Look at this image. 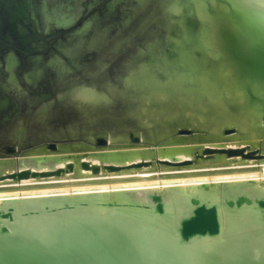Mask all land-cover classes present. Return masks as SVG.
Returning <instances> with one entry per match:
<instances>
[{
    "label": "bare ground",
    "instance_id": "obj_1",
    "mask_svg": "<svg viewBox=\"0 0 264 264\" xmlns=\"http://www.w3.org/2000/svg\"><path fill=\"white\" fill-rule=\"evenodd\" d=\"M213 1H215V0H213ZM213 1H211V3ZM226 1H227V3L223 4V5L221 3L218 4V2H216V1L212 3L213 6H215V8H217V10H216L217 12H216L215 16L214 15L212 16L209 14V12L207 10V9H209L208 7H206L207 2L204 3V2H202V0L201 1H199V0H188L187 2H189L190 4L189 5L187 4L186 6L188 8V11L190 10V12H187V13L191 14V16H192L193 12L191 13V11L193 10L194 13L198 16L199 21H200V26H199L200 31L192 30V28H189L187 26L188 24L187 25L185 24L188 27V28H186L184 26V22H185L184 18L182 19L183 21L181 20L183 22L182 23L183 25L182 24H179V25L183 26L185 28L182 31L183 33L178 34V35H180V39H178L179 37H177L178 40L174 38L175 41L177 40L176 43L174 44L176 46L172 47L173 44L171 45L172 49L178 47L177 51L179 53L178 62L174 63V64H176V65L178 64V65L177 66L173 65L174 66V68H173L174 72L173 71L172 72L174 73V75H173L174 77L171 76L172 73L170 74V72H168L164 68V65H163V67H161L159 60H156V58L154 57V63H156L157 67H154V68L150 67V68H152V69H158L159 68L157 75L159 72H162V70H163L162 68H164L167 71V72L166 71L165 72L168 73V75L170 74V76L173 78V79L169 78V79H171V81H166L167 79L165 80L166 81L165 84H169V82H170L169 86L166 85L165 89L162 88L161 84H163V83L160 84V82L159 83H157L158 81L156 82V80H158V78L154 77L151 73L150 74L148 73V71L150 70L149 68H148L149 70H147V73L149 74V76L154 77V78L150 77L155 82V84L152 83V85L154 84V86L157 87V90L159 89V90H161V92H163L162 91L163 89L166 92L167 91L166 88L169 89L168 91H170L171 87H173V88L177 87L179 89L178 90L179 93L178 92L177 93L179 94V97H180V99H178V100H181L179 102L180 103H182V102L190 103L191 104L190 108L191 107L193 108V109L191 108L193 110L192 114H195V113L197 114L198 112H201L200 114L198 113L201 118L197 114V115H194L195 119H196V117L199 118L198 121L199 120L203 121L205 123V125H207V123L205 122L207 119V121L210 124L209 126L208 125L207 126L208 127L211 126L213 129V131H210L211 134H212V132L217 134V136H215V134H214V137L217 138L218 135L221 136L220 134H221V130L223 128L226 129L229 126H232L234 129L232 127H230L229 129L227 128V129L228 130L232 129L233 131L234 130L236 131V132L234 131V135H232L231 137H233L234 139L237 138V140L239 139V141L245 142V143L240 142V144H243V143L246 144L247 148H250L251 145H255L257 147V144H258L257 141L261 140L260 142H263V146H264V0H226ZM9 2H10V0H9ZM182 2H183V0H182ZM173 3H172V5H173ZM180 3H181V1H179V4ZM177 4H178V2H177ZM172 5H171V7H172ZM183 5H185V3ZM183 5L181 7L183 9H184V7L186 8V6H183ZM31 6H32V4H31ZM173 6H174L173 8H175V5H173ZM207 6H209V5L207 4ZM168 7H170V6H168ZM189 7H192V8L189 9ZM173 8L170 9L171 12H172ZM180 9L179 10L176 9V11H180ZM170 10H169V12H170ZM183 11H185V10H183ZM183 11L181 10L182 13L179 12V14L180 13H181V15L184 14ZM169 12H167V13H169ZM167 15L171 16L170 14H167ZM188 16H190V15H188ZM188 16L186 15V17H188ZM15 17H17V16L15 15ZM186 17H185V20H186ZM193 18H192V20H193ZM188 19H190V18H188ZM1 20H2V18H1ZM8 21L11 22L10 20H8ZM13 21H15V20H13ZM186 22H188V21H186ZM175 24L178 25V22L174 23V25ZM174 28H176V26ZM14 32H15V30H14ZM176 32H177V29H176ZM169 37L170 36H168L167 39ZM169 39H170L169 43H171V38H169ZM160 43L158 42V44H160ZM156 46L158 47L159 45H156ZM152 48H154V47H152ZM159 48H161V47H159ZM166 48H168V47H166ZM154 50H155V48H154ZM173 51L170 50V52H173ZM29 52H31V51H29ZM159 52H160V49H159ZM162 52L163 51H161V53ZM164 52H166V50ZM170 52H169V54H170ZM196 53H198V55ZM149 55H146L147 58ZM159 55H161V54H159ZM159 55H157V57ZM142 56H143V54H142ZM161 57L162 56H160V58ZM165 59H166V57H165ZM169 59L173 60V59H171V57H169ZM142 60H144V59H142ZM146 60L148 61V59H146ZM167 60H168V58L164 61H167ZM152 61L149 62L150 65H151V63L153 64ZM156 61H158V62H156ZM169 61H167L168 62L167 64L171 63L170 65H172L173 63L169 62ZM175 61H177L176 58H175ZM138 62H139V60H138ZM208 62L212 63V65L210 64V67H207ZM139 63H138V65H139ZM144 63H145V60L143 61V65H144ZM157 63L160 64L159 67H158ZM64 64H65V62H64ZM146 64L147 63H145V68L147 69L149 64L148 65H146ZM175 66L177 67V69H175ZM137 67H140V65ZM165 67H168V66H165ZM139 69H138V71L135 72L136 75H138L137 72H140ZM152 69L150 70V72L152 71ZM160 69H161V71H160ZM168 70L170 71L171 69H168ZM141 71L142 72H140V73L142 76L141 77L138 76V78L144 77L143 76L144 72L142 69H141ZM132 72H134V70ZM163 72H162V74H163ZM166 73H165V75H163L164 77L166 76ZM148 74H146V75H148ZM132 75H134V74L132 73ZM146 75H145V77H146ZM130 76H131V74H130ZM159 76H162V75H159ZM132 78H133V76H131V80H132ZM155 78H156V80H155ZM27 79H29V78L27 77ZM146 79H147V77H146ZM126 80L129 81V82H127V83H130V84H128L129 86L132 85L131 83L133 81H135L133 79L132 82H130V80H128V78ZM136 80H137V78H136ZM165 81H162V82H165ZM146 82H144V83H146ZM151 82H149V83H151ZM149 83H148V85H149ZM14 84L16 85V83H14ZM136 85H137V83H136ZM138 85H139V82H138ZM112 86H110V87L112 88ZM125 86H126V84H125ZM141 86H143V85L141 84ZM149 86L151 87V85H149ZM84 87H83V90L85 92L88 87L85 89H84ZM136 87L138 89H140V91H141L142 87L141 88H139L140 86L139 87L136 86ZM144 87L145 86H143V89H144ZM146 87H148V86H146ZM89 89H91V88H89ZM126 89H127V87H126ZM138 89H136V90H138ZM143 89L141 92L139 91L138 93L144 92ZM150 89L151 88H149V90ZM94 90H93V92H94ZM145 90H147V88H145ZM171 90L174 91V89H171ZM87 91H89V90H87ZM116 91H117V89H116ZM168 91H167V93H165V92L164 93L169 94ZM117 93H118V91H117ZM131 93H132V91H131ZM157 93H159V92H157ZM89 94L88 95L85 94L84 95L85 97H82L79 95L80 97H78V98L82 97L81 98L82 100H83V98L86 99V103L88 104V102L91 101L92 99L95 100V97L97 96V94H96V96H93V94L91 93L92 95L90 97L93 96V98L88 99L86 97H89ZM154 94L155 93L153 92V95ZM165 94H163V95H165ZM173 94H175L174 97L176 95L178 96V94H176V92L172 93V95ZM110 95H111V99H112V95H114V94L111 92ZM149 95H151V97L153 96L152 93ZM170 95H168V96H170ZM98 96L100 97L101 95L98 94ZM122 96H124V94ZM130 96H131V94H130ZM134 96H135V94L133 95V97ZM142 96H144V95H142ZM165 96L168 97L167 95H165ZM101 97H103V95ZM107 97H108V95L104 99H107ZM151 97H150V99H151ZM154 97H152V99H151L152 101H154L156 99V98L153 99ZM156 97L158 98L159 95ZM142 98L144 99V97H142ZM145 98H147V97H145ZM161 98H163V97H161ZM172 98L173 97L171 96L170 99L172 100ZM175 98H173V99H175ZM167 99H169V97ZM87 100H89V101L87 102ZM98 100H100V99H98ZM107 100H108V102H110V99H107ZM137 100L141 101L142 99L140 100V98H137ZM144 100L148 101V99H144ZM151 100H149V101L151 102ZM158 100H160V99L158 98ZM178 100H176V101H178ZM2 101L4 102L5 100H2ZM163 101H164V98H163ZM163 101L160 100L161 103ZM172 101H174V100H172ZM176 101H174V103ZM102 102L104 104L105 101H102ZM102 102H100V103L98 102V103L101 104ZM108 102L105 103V105L109 104ZM156 102H155V104H156ZM160 102H157V104ZM111 103H112V101H111ZM146 103L148 105L149 102H145V104ZM167 103L165 102L162 104L163 105L166 104L165 106H169V105H167ZM7 104H9V103H7ZM153 104L151 106H154ZM169 104H171V103H169ZM184 104H186V103H184ZM93 105L95 106L96 104H93ZM158 105L161 108L160 110H163L162 109L163 105L162 106L160 104H158ZM172 105L169 107H172ZM94 106H93V108H94ZM99 106H102V105H99ZM149 106H147V107H149ZM174 106H176V105H174ZM145 107H146V105H145ZM169 107H167V108H169ZM6 108H8V107H6ZM83 108H84V106H83ZM89 108H91V107H89ZM93 108H91V109L93 110ZM152 108H155V107H152ZM164 108L166 109V107H164ZM174 108H173V110H174ZM183 108H185V105ZM195 109H196V111H195ZM46 110H48V109H46ZM81 110H82V108H81ZM154 110L152 109V111L156 112V114H157V111H154ZM160 110H159V112H160ZM167 110H169V109H167ZM173 110H171V111H173ZM189 110H188V112H189ZM197 110H198V112H197ZM138 111H140V110H138ZM138 111H137V113H138ZM185 111H183V112H185ZM194 111H195V113H194ZM207 111H210L213 115L209 116V114H208V117L206 116V118H205ZM183 112L180 111V113H183ZM144 113H145V115H147L146 111ZM163 113H164V110H163L162 114ZM189 114H190V112H189ZM90 115L91 114L89 113V116ZM178 115H180V114H178ZM155 116L156 115L154 114V117ZM169 116L174 121L175 119L171 116L175 117L177 115L172 114ZM169 116H167V117L169 118ZM180 116H182V114ZM189 116L192 119L194 118V117H191V115H188L189 120H190ZM138 117L139 116H137V118ZM142 117L143 116L140 117L141 119L138 118V119H140L139 121H142ZM94 118H93V120H94ZM145 118H146V116L144 117V119ZM148 118H149V116H148ZM168 118H166V119H168ZM175 118H177V117H175ZM202 118H203V120H201ZM157 119L155 122L158 121ZM167 121H170V120H167ZM176 121L180 122L179 119L175 120L174 122L177 123ZM161 122H162V120L160 121V123L157 122V123H159L158 126H160ZM163 122H166V121H163ZM174 122H172V121H171V123L168 122V123H170V124H168V126L171 125L172 123L174 125ZM182 122H183V119H182ZM203 122H202V124H203ZM141 123H143V122H141ZM157 123H154L155 125L153 124L154 127L155 126L157 127V125H156ZM192 123L193 122H191V125H192ZM182 124L181 125L179 124V125L182 126ZM186 124H189V123H186ZM202 124L198 123L197 125L202 126ZM144 125L146 127V125H149V124H144ZM150 125H149V127H150ZM164 125H166V123L163 124L162 126L165 127ZM194 125L195 124H193V126ZM197 125H196V128H197ZM177 126H178V124L176 125V127ZM183 126H185V125H183ZM193 126H192V128H193ZM149 127H147V129ZM152 127L150 129H152ZM163 127H162V129H163ZM176 127L174 129H176ZM158 128L159 127H157V129ZM190 128H191V126H190ZM157 129H155V130H157ZM164 129H166V128H164ZM197 129H200V128H197ZM204 129L205 128H203L202 131ZM209 129H211V128H209ZM167 130L170 131L169 127ZM179 130H180V128H179ZM232 130H231V132H232ZM151 131L152 130H150V132ZM159 131H162L161 128ZM164 131H166V130H164ZM168 131L165 133L164 132H162V133H164V135H166V133H167L170 136V133L172 134V132L169 133ZM171 131H174V130H171ZM177 131H178V128H177ZM205 131H206V129H205ZM205 131H204V133H205ZM222 131L224 133V135H223L224 137L223 136H221V137L227 138V137H225V130H222ZM210 132H209V134H210ZM132 134H131V136H132ZM136 135L138 136L139 134H136ZM160 135H161V133H160ZM162 135H161V137H162ZM226 135H227V132H226ZM100 136H102V135H100ZM133 136H135V135H133ZM137 136L135 137V142H137V140H136ZM150 136H152L151 138H155L153 135H150ZM169 136L167 135V137H169ZM172 136H175V135L172 134ZM204 136L200 135V137H204ZM139 137H140V135H139ZM171 137H169V138H171ZM177 137H178V139H177ZM184 137H186V136H184ZM103 138H106V137H103ZM192 138H195V137L192 136ZM204 138H203V140H204ZM210 138H208V139H210ZM219 138L220 137H218V139ZM132 139H133L132 142L134 143V138H132ZM166 139L167 138H165V140ZM197 139H199V137ZM218 139H216V141H218ZM129 140H131V139H129ZM171 140H173V139H171ZM176 140H177V142L180 141L179 136H176L174 141H176ZM182 140H183V137L181 139V143H183V145H181L179 142L180 145L177 144V145H179V147L170 148L169 152H168V150H167V153L164 152L166 155H164V154L163 155L166 156L167 159L165 157H163L162 154H161V156H158V160L155 157L157 161L164 160V158H165L166 159V161H165L166 166L169 165V162L170 163L173 162V163L177 164L179 167V169L176 170L177 173H175L174 175H172L173 173L170 174L171 176L168 177L170 183L168 182V184L166 186H165L166 183H164V185L162 184V182L168 181L166 179L164 181L162 180L161 183L157 182V184H149L150 182L152 183L154 181H157V179H159L160 175L158 174V177H156L155 175H154L155 177L149 176V174H148V176H142L144 173L141 175L140 171L143 172V170H141L142 168L139 169V166H138V169L140 170L139 171L140 174H136V176L134 175V177L133 176L127 177L126 179H125V177L122 179L121 178H111V180L108 179L109 181H107V180L103 181L102 180V181L96 182L97 179L95 178L96 179L95 181L86 180L89 182L85 183L83 185H81V183H80L79 186L73 183L74 185H76L75 187L73 186L75 189H71L70 185H69V190H63V191H58V189H55L52 187L54 189L53 190L52 188L49 187L50 190L52 189L51 191H48V189H47L46 192L45 191L43 192L41 189L39 190V188H37L39 191L34 188L38 192L42 191L41 193L45 194V195L46 194L47 195L48 194L49 195L55 194L56 192L57 193L58 192L59 193L75 192V191H79L82 188H86L87 190H94V189H107V190L111 189V190H113V191L104 192L101 194L83 195L82 197L81 196H73V195H69V196L59 195V196H50V197L49 196H43V197L37 196L36 197V194L38 192L35 193L34 189H33V192L35 194L32 193V189H31V194L29 192H24V193L18 192V193H16L14 191L15 194H12V195L7 191L5 193V191L0 190V198H1L0 199V264H264V166L259 169L260 172L259 171H252L250 169L244 170L243 168H241L243 170H239V168H237L238 171L234 169L231 172H229V171L224 172V169L223 170L219 169V170H215L214 172H211L212 168L210 169L211 171H209L205 167L206 164H199L198 163V160L199 161L201 160V163L203 160H208L209 161L208 165H211L210 160L212 161V159L218 158V159H221V161H225V162H223V163H225V165H227L226 164L227 162H229V164H230V162H232L234 164L236 161H238V163H242L240 165H247V164H253L254 161L260 162L262 159L264 160V157L262 158L260 154L259 155L262 159L259 158L258 155L253 156L252 153H256V152L252 149L251 150L247 149L246 152H243V151L241 152L238 149L242 148L241 147L242 145L240 146V144H238L237 140H236V142H237L236 144H234L233 143L234 141L232 142L231 140L229 142L230 145L232 142L234 147L227 148L229 146V145H227L228 143L226 144L227 146L223 143L225 146L222 147L223 145L221 143L224 142V140H226V139H223V140L221 139L222 142L219 140L221 142V143L219 142V144H221V145H219L220 148L216 147L217 149L215 150L214 147H212V148L209 147L210 150H207L208 148L204 149L202 151L200 150V152H198L197 154L195 153L196 155H194L193 150H197L199 148V146L201 145V143L200 144L198 143L199 145L197 148V146H196L197 144L193 145V143L194 144L196 143L194 139H193L194 141H192L193 143L192 142H191L192 144L190 143L191 145H189V144L184 145V142L187 141V137L183 142H182ZM248 140H250L251 142H248ZM112 141H114V140H111V142ZM156 141L158 142L159 140L157 139ZM160 141L163 142V138ZM160 141L158 142V144L161 143ZM189 141H191V140H189ZM212 141H213V139H212ZM212 141H211V143H212ZM216 141L214 140L213 143L218 146V144H216L218 142H216ZM111 142H109V145H111ZM126 142H127V140H126ZM153 142H152V144H153ZM197 142H200V141H197ZM133 143H132V145H133ZM168 143H170V141ZM172 143H174V142L172 141ZM204 143H207V142H204ZM248 143H252V144L251 145L249 144L250 145L249 146V145H247ZM114 144H116V143L114 142ZM144 144L142 143V145H144ZM237 144L240 147L236 150V147L238 146ZM259 144H258V146H259ZM125 145H127V144H125ZM171 145H174V144H171ZM177 145L175 144V146H177ZM76 146H75V148H76ZM84 146H86V145H84ZM102 146H103V144H102ZM151 146H153V145H151ZM164 146H165V144H164ZM194 146H196V147H194ZM206 146H207V144H206ZM208 146H210V144ZM160 147H161V145H160ZM162 147L158 148V150L159 149L162 150ZM165 147H167V146H165ZM169 147H170V144H169ZM201 147L203 148L202 145H201ZM52 148H53V150L56 149L53 146H52ZM120 148L121 147H119V149ZM156 148H157V146H155V150H156ZM194 148H196V149H194ZM226 148H227V152L225 150ZM42 149H40L41 151H38L39 149L37 150L38 154H39V152L42 153ZM67 149H68V146L66 147V151H67ZM100 149L102 150V147ZM109 149L111 150V148H109ZM109 149H107L108 150L107 153H109ZM136 149H135V151L134 150L133 151L131 150V151L135 153ZM152 149L154 150V148H152ZM212 149H214V150H212ZM259 149H260V147H259ZM44 150H46V149H44ZM95 150H96V148H95ZM62 151H63V149H62ZM64 151H65V148H64ZM115 151L117 152V148ZM115 151H114V153L110 152L111 155H114V159L113 158L110 159L111 156L107 157V156H109L110 153L105 157H107L109 160H111L110 165H109L112 167L109 169L111 171V173H113V174L116 173L118 175L120 172L123 173L124 165L122 166V165H119L117 163L111 164L114 162V160L117 159V158L115 159V155L120 154L119 151L117 153ZM122 151L126 152L125 155L123 154L124 157L128 156L127 153H129V150H127V147H126V150L122 149ZM131 151H130V153H131ZM144 151H146V149H144V147H143L142 152H141V148L139 149V152H141V153H143ZM160 151H158V153H160ZM260 151H261L260 153H262L261 149H260ZM34 152L33 153L31 152L29 154L34 156L33 155ZM47 152H45V153L47 154ZM57 152L59 153V150ZM139 152H137V153H139ZM35 153H37V152H35ZM173 153H174V156L177 153V159H175V160L172 159L174 157L172 155ZM53 154H55V153L53 152ZM97 154H99V153H97ZM148 154H149V152L145 155H148ZM31 155H29V156H31ZM35 155L38 156L37 154H35ZM121 155H122V153H121ZM136 155H138V154H136ZM145 155L143 157H145ZM57 156L60 157V155H57ZM65 156H67V155H65ZM150 156H151V153H150ZM150 156L148 155L145 158H149ZM153 156H151V157H153ZM38 157L40 158V156H38ZM105 157H104V159H105ZM141 157H139L138 160H140ZM159 157L160 158L163 157V158L160 159ZM195 157H198L197 158L198 160L195 161ZM27 158H25V159H27ZM39 158H38V161L41 162L42 159L40 160ZM119 158L122 161L121 156ZM31 159H32V157L30 158V160ZM47 159L51 160L50 157ZM79 159H82V158H78L76 160H79ZM83 159H84V157H83ZM99 159L102 160V157L101 158L99 157ZM120 159H118V161H117L118 163H119ZM133 159H132L133 162L135 159L137 161L136 157L134 160ZM153 159H152V161H153ZM215 159L212 161V163L215 161ZM49 160L47 163H49ZM57 160H55V161H57ZM124 160H125V158H124ZM126 160L131 161L130 155H129V159L127 157ZM149 160L151 162V158H149ZM53 161H50V162H53ZM62 161H63V159H62ZM67 161H68V159H67ZM72 161L74 162V165H75V160H72ZM97 161H95V163H98ZM104 161H106V160H104ZM129 161H127V162L129 163ZM136 161H135V163H136ZM233 161H235V162H233ZM2 162H4V161H2ZM25 162H26V164H24V165H27V161H25ZM69 162L72 163L71 160H69ZM77 162L80 163V161H77ZM133 162L130 165L133 166V164H135ZM144 162H145V160L142 161V164ZM146 162H147V164H145V165H148V167H151L152 164L149 166L148 161H146ZM159 162H160V164H164V162H162V163H161V161H159ZM219 162L220 161L218 160V163ZM41 163H43V162H41ZM47 163L45 162L46 165H47ZM61 163H63V162H61ZM64 163H66V162H64ZM64 163L62 165H67V163L66 164H64ZM70 163H69V165H71ZM95 163H93V165ZM107 163H108V160H107ZM125 163L123 162V164H125ZM138 163L139 162H137V164ZM215 163H217V162H215ZM238 163H237V165H239ZM38 164L40 165V167H42L41 165H43L44 163L43 164L38 163ZM55 164H53V165H55ZM84 164L86 165L87 163L84 162ZM89 164L92 165L91 162ZM89 164H87V166H88L87 168L91 169L89 167L90 166ZM105 164H106V162H105ZM108 164H106V165H108ZM255 164L258 165L259 163L255 162ZM262 164H260V165H262ZM56 165L59 168L60 165L59 164H56ZM126 165H127V163H126ZM0 166H2V164H0ZM127 166H128V169L126 168V170L135 169L134 166H133V168H132V166H129V165H127ZM231 166L233 167V165H231ZM24 167H26V166H24ZM50 167L52 168L53 166H50ZM50 167L48 168V170L51 169ZM68 167L69 166H67V168ZM76 167H77V165H75V168L73 167L75 171L78 169V167L77 168ZM99 167H100V165L98 166V168ZM155 167H159V165L155 166ZM155 167H154V169L157 172L158 169ZM164 167L162 169L166 168V167L165 168ZM175 167H174V169H175ZM217 167H219V166H217ZM220 167H222V166H220ZM20 168H21V166H20ZM29 168H32V167H29ZM105 168L106 167H104V169ZM147 168H146V170L149 169V168L148 169ZM167 168L169 171V169L171 167L170 168L167 167ZM56 169H57V167H56ZM79 169H81V167H79ZM85 169H86V166H85ZM94 169H95V166H94ZM101 169H103V168H101ZM106 169H105V171H106ZM150 169H149V171H151ZM32 170H34V169H32ZM52 170H54V169H52ZM146 170L144 169V172ZM159 170L161 171V169H159ZM228 170H230V169H228ZM79 171L83 172L84 170L83 171L79 170ZM86 171H88V170L86 169ZM97 171H98V169H97ZM97 171L95 173H97ZM108 171H107V173L110 172V171L109 172ZM149 171H148V173H149ZM165 171H167V169L164 170L163 172L165 173ZM33 172L30 171V169H29V170H22L18 173H16V171L15 172L14 171L7 172L6 174L3 173V174H0V181H3L5 179L13 180V178L14 179L15 178H17V179L21 178V180H22V178L30 177V175ZM41 172H43V171H40V173ZM50 172H51V170H50ZM50 172L47 171V174ZM57 172H56V174H57ZM63 172H65L64 168H63ZM128 172L129 171H127V173ZM67 173H68V171L66 170V176H67ZM122 173L119 175H123ZM127 173L125 172L124 174H127ZM129 173L133 174L134 172L132 173V171H131ZM38 174H39V171H38ZM56 174H55V176H56ZM63 174H62V176H63ZM68 174H70V173H68ZM71 174H72V172H71ZM51 175H54V174H51ZM51 175H50V177H51ZM83 175L81 174V176H83ZM86 175L88 176V172ZM93 175H91V176H93ZM109 175H110V173H109ZM235 175H237V176H235ZM39 176L41 177V174ZM60 176H59V178H60ZM42 177H43V175H42ZM45 177L43 180H45ZM70 177L74 178L73 176H70ZM70 177H68V178H70ZM78 177H80V176H78ZM83 177H81V179H83ZM115 177H117V176H115ZM102 178L103 177H101V179ZM17 179H15V180L17 181ZM48 179H50V178H48ZM53 179H55V177ZM24 180H26V179H23L22 182H24ZM28 180H26V181H28ZM72 180H74V179H72ZM19 181H20V179H19ZM62 181H64V180H60L58 183L61 182V184H62ZM67 181H68V179H67ZM138 181L139 182L141 181V185L137 184ZM142 181L144 183H147V182H149V183L142 184ZM7 182H8V180H7ZM22 182L20 181V183H22ZM53 182H54V180H53ZM2 183H4V182H2ZM36 183H38V182H36ZM54 183L56 184L57 182H54ZM68 183H70V182H68ZM14 184H12V185H14ZM50 184H52V183H50ZM134 184H137V185H134ZM65 186H67V185H65ZM3 187H5V186L2 185V188ZM56 188H58V187L56 186ZM65 188L67 189V187L63 186V189H65ZM27 190H24V191H27ZM33 194L35 195L33 197L27 196V195H33ZM5 197H8V198L13 197V198H11V199L7 198V199L2 200ZM104 204H106V205H104Z\"/></svg>",
    "mask_w": 264,
    "mask_h": 264
},
{
    "label": "rangeland",
    "instance_id": "obj_2",
    "mask_svg": "<svg viewBox=\"0 0 264 264\" xmlns=\"http://www.w3.org/2000/svg\"><path fill=\"white\" fill-rule=\"evenodd\" d=\"M179 1H181L180 4H179ZM179 1L178 0H29V1L28 0H10V2H9V0H0V40H1L0 41V99H1L0 100V107H1L0 108V161H1L0 164H2V166H0V169H1L0 174H3V173L6 174L7 172H11V171H14V172L16 171V173H18L22 170H29V169H30V171L35 172V173L34 172L32 173L34 176L31 174L30 177L22 178V180H21V178H18V179L15 178V179H17V181H16L13 178V180L5 179L6 181L5 180L0 181V187H1L0 190L1 191H5V193L7 191L11 195L15 194V192L16 193H18V192L19 193L29 192L31 194V189H32V193H34L33 192L34 188L36 190H38L37 188H39V190L41 189L43 192L44 191L46 192L47 189H48V191H51L53 188L58 189V191H63V190H69V185H70L71 189H75L74 187L76 185L79 186L80 183H81V185L88 183L89 181H86V180L95 181L97 179L96 182H99L102 180L103 181H106V180L109 181V180H111V178H121L122 179L125 177V179H126L127 177H132V176L134 177V175L136 176V174H140V173H141V175L143 173L145 174V175L143 174L142 176H148V174H149V176L155 175L156 177H158V174H159L160 175L159 179H157V181H154L155 183L154 182H152V183L147 182V183L157 184V182L161 183L162 180L164 181L166 179L168 181L162 182L163 185H164V183H166L165 184V186H166L168 184V182L170 183V181L168 179V177L171 176L170 174L173 173L172 175H174L175 173H177L176 170L179 169V167L177 164L173 163L172 161H171L172 163L169 162V165L166 166L165 161L167 158L164 155H166L165 153H167V150L169 152L170 148L179 147L180 144L183 145V143H181L182 137H183L182 142L187 137L188 142L185 141L184 145H188V144L191 145L193 143L192 141L195 140L196 143L195 144L193 143V145L197 144L196 146L198 148V145L201 143L203 148L200 145L198 148L199 150L198 149L193 150L194 155H196L198 152H200V150L202 151V150L207 149V148H208L207 150H210V148L214 147V149L216 150L217 148H220L219 145H221V144L223 145L222 147H224L228 143L227 145H229V146L227 148H230V147H234L232 144L233 141H234L233 142L234 144H236L237 142H238V144H240V142H244V141H239V139L237 140V138L234 139L233 137H231L232 135H234L235 130L233 131L232 129H230V130H228V129L232 126L227 127L228 129L227 128L222 129V130H225V137H227V138H223L224 133L222 130H221L220 135L223 137L218 135V137H220L222 140L226 139V140H224V142H222L220 138L218 139V137L217 138L214 137L215 133L212 132V134H211L210 131H213V129L211 126L208 127L210 124L207 121V119L205 122L207 123L208 126L205 125V123L203 121L199 120L200 121L199 122L198 121L199 118L196 117L197 120L195 119L194 115H197L198 113L200 114L201 112H198V110H197L198 113L196 114L195 113L196 109H195V111H194L195 114H192L193 108L192 107H191L192 109L190 108V106H191L190 103L182 102L183 103L182 104L179 102L181 100H178V99H180V97L178 94L179 89L177 87H174V88L171 87V89H174V91L171 89H170V91H168L169 89L166 88V90L168 91L169 94H165V93H167V91L165 92V90H164L165 86L166 85L169 86L170 82H169V84H165V83H166V81H171V79H173L172 78V77H174L173 76L174 75V73H173L174 72L173 71L174 66L173 65H176L174 63L175 62L177 63L178 58H179V53L177 51L178 47L174 48L175 49L174 50L171 48V45L173 44L172 47L176 46L174 44L176 43V41L178 39H180V35H178V34L183 33L182 31L185 27L186 28H188V27L192 28V30L200 31V29H199L200 21H199L198 16L194 13L193 10L191 11V13L193 12L192 16L194 18L191 16V14L187 13V12H190V10L188 11V8L186 6L187 4L188 5L190 4L189 2H187L188 0H185V1L183 0V2H182V0H179ZM199 1H201V0H199ZM204 1L202 0V2H204ZM211 1H213V0H206L204 3L207 2L206 7L209 8L207 10H208L209 14L212 16L213 15L215 16V14L217 12L216 11L217 8H215V6H213V4H212L213 2L216 1V2H218V4L221 3L222 5L227 3L226 0L225 1L224 0H222V1L221 0H215L212 3H211ZM177 2H178V4H177ZM172 3H173V5H175V8H173L174 6L172 5ZM184 3H185V5H183ZM31 4H32V6H31ZM170 4L172 5V7ZM181 4L183 6H186V8L184 7V9H183L181 7L182 6ZM207 4L209 6H207ZM168 6L173 8L172 12L170 10L171 8ZM190 8H192V7H189V9ZM212 8L213 9L215 8V9L213 10ZM176 9L177 10L180 9V11H176ZM169 10H170V12H169ZM181 10L182 11L185 10V11H183L184 12V14H182L183 16L181 15V13H182ZM167 12H169V13H167ZM179 12H181V13L179 14ZM167 14H170L172 17L167 15ZM15 15L17 17H15ZM186 15L187 16L190 15V16L186 17ZM185 17H186V20H185ZM1 18H2V20H1ZM183 18L185 21L184 22L185 27L179 25V24L183 23L182 22ZM188 18H190V19H188ZM192 18H193V20H192ZM7 19L10 20L11 22H9ZM13 20H15V21H13ZM186 21H188V22H186ZM177 22H178V25L177 24L174 25V23H177ZM185 24L186 25L188 24L187 25L188 27ZM175 26H176V28H174ZM176 29H177V32H176ZM14 30H15V32H14ZM168 36H170L169 38H171V43H169L170 39L169 38L167 39ZM177 37H179V38L177 39ZM174 38L177 40L175 41ZM158 42L159 43L161 42L162 44L161 43L158 44ZM156 45H159V46L157 47ZM152 47H154L156 51ZM159 47H161V48H159ZM166 47H168V48H166ZM159 49H160V52H159ZM165 50H166V52H164ZM170 50H172V51L174 50L175 52L174 51H173L174 53L170 52ZM29 51H31V52H29ZM161 51H163V52L161 53ZM169 52H170V54H169ZM141 53L143 54V56ZM159 54H161V55H159ZM196 54L198 55V53H196ZM146 55H149L148 58ZM157 55H159V56L157 57ZM160 56H162V57L160 58ZM164 56L166 57V59L168 58L167 61H169L170 60L169 57H171V59H173V60H170L169 62H172L173 64L172 65H170L171 63L167 64L168 62L164 61V60H166ZM154 57L156 58V60H159L161 67H163V65H164V68L168 72H170V74L172 73L171 74L172 77L170 76V74L168 75V73H166L167 71L164 68H162L163 69L162 72L166 71L165 72L166 76L165 77L163 76V75H165L164 72H163V74H162V72H159L160 74L158 73V75H157L159 68L158 69H152L154 67H157L156 63H154ZM175 58L177 61H175ZM142 59L145 60V63H147L146 65L149 64L147 69L145 68V63L143 65L144 60H142ZM146 59H148V61ZM138 60L140 63L138 62ZM151 61L153 62V64L151 63L152 66L149 63ZM64 62H65V64H64ZM156 62H158V61H156ZM138 63L140 65V67H137V66H139ZM160 64L157 63L158 67ZM210 64L212 65V63L208 62V64H207L208 66L207 65L206 66L210 67ZM165 66H168V67H165ZM176 66H175V69H177ZM150 67H152V68H150ZM137 68L138 69L140 68L139 69L140 72H142L141 69L143 70V72H144L143 78H138V76H140V77L142 76L140 72H137L138 75H136L135 72L138 71ZM148 68L150 70L152 69L153 72L152 71L150 72V70ZM168 69H171V70L169 71ZM133 70H134V72H132ZM147 70H149L148 71L149 74L151 73L154 77L158 78V80H156V78H155L156 82L158 81L157 83H159V82H160V84L163 83V84H161L162 88H164L162 90L163 92H161V90H159V89L157 90V87L154 86L155 82H154V80L151 79L154 77L149 76V74L147 73ZM160 71H161V69H160ZM131 72L134 75H132ZM130 74H131V76H133L132 80L133 79L135 80V81H133L134 83L131 80ZM146 74H148V75H146ZM145 75H146L147 79H146ZM159 75H162L163 77L159 76ZM27 77L29 79H27ZM148 77L149 78L151 77V78L149 79ZM127 78H128V80H130V82H132L131 84L133 86L128 85L130 83H127V82H129L126 80ZM136 78L138 81L136 80ZM169 78H171V79H169ZM145 80L146 81L148 80V81L146 82ZM162 81H165V82H162ZM138 82H139V85H138ZM142 82L143 83L146 82V83H144L145 85ZM149 82H151V83H149ZM14 83H16V85ZM136 83H137V85H136ZM148 83H149V85H151V87L148 85ZM152 83H154V84L152 85ZM125 84H126V86H125ZM141 84L143 86H145L144 89H143V86H141ZM110 86H112V88ZM136 86H138V87L140 86L139 88L142 87L144 92L138 93L140 91V89H138ZM146 86H148V87H146ZM83 87H84V89L88 87L87 90H89V91L86 90L84 92ZM126 87H127V89H126ZM89 88H91V89H89ZM145 88H147V90H145ZM149 88H151L150 89L151 91L149 90ZM116 89H117L118 93H117ZM136 89H138V90H136ZM142 89H141V91H142ZM93 90H94V92H93ZM131 91L133 94L131 93ZM152 91L155 93L154 95H153ZM156 91L159 93H157ZM111 92L114 94V95H112V99H111V95H110ZM150 92L153 95L152 97L155 96L153 99L156 98L157 100L156 99L154 101L151 100L152 97H151V95H149V94H151ZM175 92H176V94H178V96L176 95L177 97L175 96L176 98L174 97L175 94L172 95V93H175ZM91 93L93 94V96H96V94L98 96V94H100L101 96L103 95V97L100 96L101 97L100 98L99 96L98 97L96 96L95 100L92 99L94 102L92 100L91 101L87 100V102L89 101L87 104L86 99L83 98V100H82L81 98L85 97L84 96L85 94H87V95L89 94V97H86V98L91 99V98H93V96L90 97L92 95ZM123 94H124V96H122ZM130 94H131V96H130ZM134 94H135V96L133 97ZM141 94L144 96H142ZM163 94H165L167 96L171 94L170 96H168L169 99L172 96L173 98H175V99L172 98V100H174V101L178 100V101H176L174 103V101H172L171 99L170 100L167 99L168 97H166ZM79 95L82 97L78 98V97H80ZM107 95H108L107 99H110V102H108L107 99H104ZM158 95H159L158 98L161 101H163V98H164V101L166 100L165 102L166 103L168 102L167 105L171 106L174 103L172 105V107L165 106L166 104L163 105L162 103H165V102L163 101L161 103L160 100H158V98L156 97ZM141 96L144 97V99H148V101L147 100L145 101ZM145 97H147V98H145ZM150 97H151V99H150ZM161 97H163V98H161ZM137 98H140V100L141 99L142 100L139 101V100H137ZM98 99H100V100H98ZM2 100H5L6 102L5 101L3 102ZM149 100H151V102ZM102 101H105L104 104ZM111 101H112V103H111ZM156 101L160 102L158 104H160L161 106L163 105V108H162L164 110L163 114H162L163 110H160L161 108L157 104ZM98 102L99 103L102 102V103L99 104ZM107 102L109 104L105 105V103H107ZM145 102H149L148 105H147V103L145 104ZM155 102H156V104H155ZM7 103H9V104H7ZM169 103H171V104H169ZM184 103H186L187 105ZM93 104H96L95 105L96 107ZM144 104L146 105V107ZM152 104L154 106H151ZM99 105H102V106H99ZM174 105H176V106H174ZM184 105H185V108H183ZM83 106H84V108H83ZM93 106H94V108H93ZM147 106H149V107H147ZM6 107H8V108H6ZM89 107L93 108V110ZM152 107H155V108L157 107V108L155 109ZM164 107H166V109ZM167 107H169V108H167ZM81 108H82V110H81ZM173 108H174V110H173ZM46 109H48V110H46ZM152 109L153 110L155 109L154 111H157V114H156V112H153ZM167 109H169V110H167ZM138 110H140V111H138ZM159 110H160V112L161 111L162 112L160 113ZM171 110H173L174 112ZM179 110L181 112H183L185 110L186 111L183 112L184 113L183 114V113H180ZM188 110H189L190 114H189ZM137 111H138V113H137ZM145 111H146V114L149 116V118L147 115H145V113H144ZM209 112L210 111H207L205 118H206V116L208 117V114H209V116L213 115L211 112H210L211 114ZM89 113L91 114L90 116H89ZM153 113L156 115L155 116L156 118L154 117ZM172 114L177 115V116H175L177 118H175L174 116H171V117H173L175 120L179 119L180 122L176 121L177 123H175L174 122L175 120L173 121L169 116ZM178 114H180V115L182 114V116H180ZM188 115H191V117H194L192 119L189 116L190 120L192 119L193 121L192 120L190 121L188 119ZM137 116H139L138 118L143 116L142 121H139L141 118L138 119ZM145 116H146V118L144 119ZM167 116H169L170 119ZM165 117L168 119H166ZM199 117H200V115H199ZM93 118H94V120H93ZM156 119L158 120L157 122H159V123L162 120L160 126H158L159 123L155 122ZM182 119H183V122H182ZM167 120H170V121H167ZM201 120H203V118ZM163 121H166V122H163ZM171 121L174 122V125L172 123L171 125L168 126V124H170ZM141 122H143V123H141ZM168 122H170V123H168ZM191 122H193L192 125H191ZM197 122L199 124H202V122H203L204 125L202 124V126L201 125L198 126ZM154 123H157L156 125H157V127H159L158 129L156 126L154 127V125H155ZM165 123H166V125H164L165 127H163L162 125ZM186 123H189L190 125L186 124ZM144 124H149V125L151 124L153 127L151 125H150V127H149V125H146V127H145ZM175 124L176 125L178 124V126L176 127ZM179 124L180 125L182 124V126H180ZM193 124H195V125L193 126ZM183 125H185V126H183ZM196 125H197V128H200V129H197ZM161 126L163 127V129ZM190 126H191V128H190ZM192 126H193V128H192ZM147 127H149V128L147 129ZM151 127H152V129H150ZM168 127H169L170 131L167 130ZM175 127H176V129H174ZM160 128L162 131H159ZM164 128H166V129H164ZM177 128H178V131H177ZM179 128H180V130H179ZM203 128H205L206 131H205V129L202 131ZM209 128H211V129H209ZM155 129H157V130H155ZM150 130H152L153 132L152 131L150 132ZM164 130H166V131H164ZM171 130H174V131H171ZM231 130H232V132H231ZM167 131L169 133L172 132V134H174L175 136H172L171 133H170V136L167 133H166V135H164V133ZM204 131H205V133H204ZM159 132L161 133V135L163 134L162 137H161ZM162 132H164V133H162ZM209 132H210V134H209ZM226 132H227V135H226ZM131 134H132V136H131ZM136 134H139L140 137H139V135L137 136ZM100 135H102V136H100ZM133 135H135V136H133ZM150 135H153L155 138H151L152 136H150ZM167 135L169 137L172 136L173 138L172 137L169 138V137H167ZM200 135H203V136L205 135L206 137L205 136H204L205 138L200 137ZM136 136H137V138H136L137 142H135ZM176 136H179L180 144H179V142H177V140L174 141ZM184 136H186V137H184ZM192 136L195 138H192ZM215 136H217V134H215ZM103 137H106V138H103ZM198 137H199V139H197ZM210 137L213 139V141ZM132 138H134V143L132 142L133 141ZM162 138H163V142L160 141V140H162ZM165 138H167V139L165 140ZM203 138H204V140H203ZM208 138H210V139H208ZM115 139L116 140L120 139L122 142L120 140L116 141ZM129 139H131V140H129ZM155 139L156 140L158 139L161 143L158 144L159 141L157 142ZM171 139H173V140H171ZM177 139H178V137H177ZM216 139H218V141H216ZM111 140H114V141L111 142ZM126 140L128 143L126 142ZM189 140H191V141H189ZM214 140L216 142H218V143L215 142L216 144H218V146L213 143ZM230 140L232 141L231 142L232 146L229 143ZM236 140H237V142H236ZM153 141L155 143L156 142L157 143L155 144ZM169 141H170V143H168ZM172 141L174 143H172ZM197 141H200V142H197ZM211 141H212V143H211ZM260 141L259 140L257 141L258 144L260 143L259 146L257 144V147L255 145H251L252 143H248L247 145H249V144L251 145V146L249 145L250 148H247L246 144H244L245 142L243 144H240V146L242 145L241 146L242 148H239L240 146L237 144L238 146L236 147V150L239 148L238 150H240L241 152L242 151L246 152L247 149H250V150L252 149L256 153L258 152L257 154L252 153L253 156L258 155L259 158H261V157L263 158L264 157V152H263L264 146H263V142H260ZM109 142H111V145H109ZM114 142L116 144H114ZM152 142H153V144H152ZM204 142H207V143H204ZM219 142L221 144H219ZM248 142H251V141L248 140ZM132 143H133V145H132ZM142 143L143 144L145 143V144L142 145ZM102 144H103V146H102ZM125 144H127V145H125ZM164 144L167 147H165ZM169 144H170V147H169ZM171 144H174V145H171ZM175 144L176 145L179 144V145L175 146ZM206 144H207V146H206ZM209 144H210V146H208ZM66 145L68 146V149H69V150L67 149V151H66V147H67ZM84 145H86V146H84ZM151 145H153V146H151ZM160 145H161V147L163 146L162 150L161 149L158 150V148H161ZM52 146L55 147L56 149L53 150ZM62 146L65 148V151H64V148ZM75 146H76V148H75ZM155 146H157L156 150H155ZM196 146H194V147H196ZM101 147H102V150L100 149ZM115 147L117 148V152L119 151L120 154L115 155V159L116 158L117 159L114 160V162L111 164L117 163V164L122 165V166L124 165L123 173L122 172L119 173V174L122 173L123 175L118 174L119 176L116 173L115 174L111 173V171L109 170L110 168H112L111 166H109L111 160H109L107 158V157L111 156L110 159L111 158L114 159V155H111L110 152L114 153V151L116 150ZM119 147H121V148L119 149ZM126 147H127V150H129V153H127L128 156L124 157L123 154L125 155L126 152L122 151V149L126 150ZM143 147H144V149H146L147 152L144 151L143 153H141L143 150ZM259 147L262 150V153H260L261 151H260ZM95 148H96V150H95ZM109 148H111L112 151ZM140 148H141V152H139ZM152 148H154V150ZM227 148L225 149L226 152H227ZM40 149H42L43 154L41 152H39V154H38V151H41ZM44 149H46V150H44ZM62 149L64 152L62 151ZM107 149H109L110 154L107 153L108 152ZM135 149H136V152L135 153L132 152L133 150L135 151ZM194 149H196V148H194ZM214 149H212V150H214ZM58 150H59V153L57 152ZM34 151L37 153H35ZM130 151H131V153H130ZM158 151H160V153H158ZM31 152L32 153L34 152V154H33L34 156L29 154ZM45 152H47L48 155ZM53 152L55 154H53ZM96 152L99 154H97ZM137 152H139V153H137ZM148 152H149V154H148L149 156H150V153H151V156L154 155L153 157H151V156L149 157V158H151V162H150L149 158H145L146 156H148V155H145ZM121 153H122V155H121ZM35 154L40 156V158L38 156H36ZM108 154H109V156H107ZM136 154H138V155H136ZM143 154L145 155V157H143L144 156ZM161 154L166 159L164 158V160H159V161H161V163L164 162L165 165L160 164V162L157 161L158 156H161ZM259 154L261 155V157ZM29 155H31V156H29ZM57 155H60V157ZM65 155H67V156H65ZM117 155L121 156L122 161L119 158L120 156L118 157ZM129 155H130L131 161L126 160L127 157L129 159ZM172 155L174 156V153ZM105 156H107V157H105ZM24 157L25 158L28 157L27 158L28 160L25 159ZM29 157L30 158L32 157L33 160L32 159L30 160ZM35 157L36 158L38 157L40 160L42 159L41 162H43L44 164L41 163L40 161H38V158L36 159ZM49 157L51 160L47 159ZM83 157H84V159H83ZM99 157L100 158L102 157L103 161L100 160ZM104 157H105V159H104ZM132 157L134 159L136 157L137 161H136V159L134 160ZM139 157L142 158V159L140 158L141 161L138 160ZM155 157L157 158V160ZM163 157H161V158H163ZM75 158L76 159L82 158V159L76 160ZM124 158H125V160H124ZM131 158L134 160V162L132 161ZM197 158L198 157H195V161L198 160ZM62 159H63V161H62ZM67 159H68V161H67ZM118 159H120L119 163L117 162ZM152 159H153V161H152ZM172 159H174V160L177 159V153L175 154V156ZM214 159H212V161ZM24 160L27 161V165H24V164H26V162ZM48 160H49V163H47ZM55 160H57V161H55ZM59 160L63 163L66 162L67 165H62L63 163H61ZM69 160H71V162L73 164L70 163ZM72 160H75V165H77V167H78V169L76 171L74 170L75 165H74V162ZM104 160H106V161H104ZM107 160H108L109 164L107 163ZM143 160H145V162L143 163L144 165L142 164ZM218 160L221 163L220 162L218 163ZM2 161H4V162H2ZM50 161H53V162H50ZM77 161H80V163ZM95 161H97L99 164L95 163ZM127 161H129V163ZM135 161H136V163H135ZM146 161H148L149 166L152 164L151 167H148V165H145V164H147ZM212 161L210 160L211 165H208L209 164L208 160H203L202 163H201V160L200 161L198 160V163L199 164H206L208 166L207 167L205 165L206 169H208L209 171L212 170L211 172H214L215 170H219V169H222V170L224 169V172H228V171L231 172L234 169L237 170V168H239V170L250 169L252 171H259L260 172L259 169L264 166V160L263 159L260 161L261 163L259 161H254V163L252 162L253 164H247V165H240L242 163H238V161H236V162L233 161V162H235L234 164L232 162H230V164H229V162H227L226 163L227 165H225V163H223L225 161H221V159H218V158H216L213 163H212ZM45 162L47 163V165L45 164ZM68 162L71 165H69ZM84 162L87 164H89L91 162L92 165L89 164L90 165L89 167L92 170L87 168L88 166H87V164L85 165ZM105 162L108 165H106ZM123 162L124 163L126 162L127 165H129V166H132L130 164H132V162H133L137 166L135 164H133L135 169L126 170V168L128 169V166L126 165V163L123 164ZM137 162H139V163L141 162V163L140 164L138 163L139 164L138 165ZM215 162H217L218 164ZM255 162L256 163L258 162L259 164L257 165V164H255ZM38 163L43 164V165H41L42 167H40V165ZM55 163L59 164L60 165L59 168L61 167L62 169L61 168L59 169ZM66 163H64V164H66ZM93 163H95L96 165L95 164L93 165ZM237 163L239 165H237ZM53 164H55V165H53ZM260 164H262V165H260ZM19 165L21 166V168ZM84 165L86 166V169L88 171H86ZM99 165H100V167L98 168ZM158 165H159V167H155ZM171 165L172 166L174 165V166L172 167ZM231 165H233V167ZM24 166H26L27 168ZM50 166H53V167L51 168ZM55 166L57 167V169ZM67 166H69V167L67 168ZM94 166H95L96 170L94 169ZM133 166H132V168H133ZM138 166H139V169L142 168L141 170H143V172L138 169ZM146 166L149 169L151 168L150 169L151 171H149V169ZM217 166H219V167H217ZM220 166H222V167H220ZM29 167H32V168H29ZM49 167L51 169L48 170ZM79 167H81V169H79ZM104 167L107 168V169L105 168L106 171H105ZM154 167L158 169L157 172L155 171ZM163 167L165 169H162ZM167 167H169V168L171 167L170 168L171 170L169 169V171H168ZM174 167H175V169H174ZM63 168H64L65 172H63ZM101 168H103V169H101ZM143 168L145 170H146V168L148 169V170H146L147 172L145 171L146 173L144 172ZM241 168H243V169H241ZM32 169H34V170H32ZM52 169H54V170H52ZM97 169L99 172L97 171ZM159 169H161V171ZM166 169H167V171H165V173H164L163 171ZM228 169H230V170H228ZM50 170H51V172H50ZM66 170L70 174L72 172L71 175L67 173V176L68 177L73 176L74 178H72V177L68 178L66 176ZM79 170H82V171L84 170V171L81 172ZM38 171H39V174H38ZM40 171H43V172L40 173ZM47 171L50 173L47 174ZM96 171H97V173H95ZM107 171L110 173V175L112 177L109 175V173H107ZM127 171H129V172L132 171V173L133 172L134 173L133 174H131L129 172L127 173ZM139 171H140V173H139ZM148 171H149V173H148ZM56 172H57V174H56ZM87 172H88V176L86 175ZM91 172L93 174L94 173L95 174L93 175ZM125 172L127 174H124ZM80 173L82 175L84 174L86 177L83 175L85 177L84 178L83 176H81ZM40 174H41V177L39 176ZM49 174L50 175L54 174V175H51V177H52L51 178ZM55 174L57 177L55 176ZM62 174H63V176H62ZM42 175H43V177H42ZM91 175H93L94 177ZM59 176H60V178H59ZM78 176H80V177H78ZM115 176H117V177H115ZM235 176H237V175H235ZM44 177H45V180H43ZM54 177H55V179H53ZM81 177H83V179H81ZM101 177H103V178L101 179ZM48 178H50V179H48ZM71 178L74 180H72ZM19 179L21 182L23 181V179H26V180L29 179V180L28 181L24 180V182L20 183ZM67 179H68V181H67ZM7 180H8V182H7ZM53 180H54V182H57V183L55 184L53 182ZM60 180H64L65 182L62 181V184H61V182L58 183ZM2 182H4V183H2ZM36 182H38V183H36ZM68 182H70V183H68ZM50 183H52V184H50ZM73 183L76 185H74ZM147 183H144L142 181V184H147ZM12 184H14V185H12ZM137 184L141 185V181L140 182L138 181ZM137 184H134V185H137ZM2 185H4L5 187L2 188ZM65 185H67V186H65ZM56 186L58 188H56ZM63 186L67 187V189L66 188L63 189ZM49 187L50 188L53 187V188L50 190ZM23 189L24 190L28 189L29 191L28 190L24 191ZM35 189H34V191H35V193H37L39 190L36 191ZM109 191H113V190H111V189L110 190H107V189L87 190L86 188H82L79 191H75V192H65V193H59V192L57 193L56 192L55 194H51V195H49V194L45 195V194H42L41 192H38L36 194V197L37 196L38 197H40V196L41 197H43V196H49L50 197V196H59V195H61V196L73 195V196H81L82 197L83 195L101 194V193L109 192ZM34 194L33 195H27V196L33 197V196H35ZM7 198L8 197H5L2 200L7 199ZM11 198H13V197H11ZM11 198L9 197L8 199H11ZM104 205H106V204H104Z\"/></svg>",
    "mask_w": 264,
    "mask_h": 264
}]
</instances>
